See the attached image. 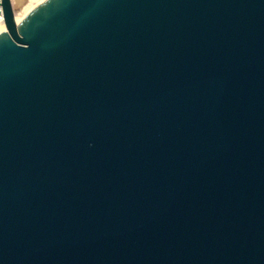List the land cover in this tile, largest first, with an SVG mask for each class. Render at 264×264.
<instances>
[{
    "label": "water",
    "instance_id": "water-1",
    "mask_svg": "<svg viewBox=\"0 0 264 264\" xmlns=\"http://www.w3.org/2000/svg\"><path fill=\"white\" fill-rule=\"evenodd\" d=\"M0 6V264H264V0Z\"/></svg>",
    "mask_w": 264,
    "mask_h": 264
},
{
    "label": "bare ground",
    "instance_id": "bare-ground-1",
    "mask_svg": "<svg viewBox=\"0 0 264 264\" xmlns=\"http://www.w3.org/2000/svg\"><path fill=\"white\" fill-rule=\"evenodd\" d=\"M42 1L43 0H16L15 4L20 6V8L22 9V13H20V15L15 16L16 21L19 22L28 12H30V10H32L37 4H39ZM4 30H5V26L1 23L0 32Z\"/></svg>",
    "mask_w": 264,
    "mask_h": 264
},
{
    "label": "built area",
    "instance_id": "built-area-1",
    "mask_svg": "<svg viewBox=\"0 0 264 264\" xmlns=\"http://www.w3.org/2000/svg\"><path fill=\"white\" fill-rule=\"evenodd\" d=\"M15 1L16 0H11L12 6L14 5ZM1 23L5 26V24H4V18H3V11H2V8L0 6V24Z\"/></svg>",
    "mask_w": 264,
    "mask_h": 264
},
{
    "label": "rangeland",
    "instance_id": "rangeland-1",
    "mask_svg": "<svg viewBox=\"0 0 264 264\" xmlns=\"http://www.w3.org/2000/svg\"><path fill=\"white\" fill-rule=\"evenodd\" d=\"M15 5H16V7H15ZM14 7H13V10H14V15L16 16V15H20V13H22V9L20 8V6H18L17 4H15L14 3V5H13ZM17 9V10H16Z\"/></svg>",
    "mask_w": 264,
    "mask_h": 264
}]
</instances>
